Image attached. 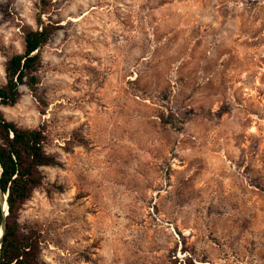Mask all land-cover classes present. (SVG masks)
<instances>
[{
  "label": "rangeland",
  "instance_id": "374dc122",
  "mask_svg": "<svg viewBox=\"0 0 264 264\" xmlns=\"http://www.w3.org/2000/svg\"><path fill=\"white\" fill-rule=\"evenodd\" d=\"M41 23L42 263L264 264V0H0V86Z\"/></svg>",
  "mask_w": 264,
  "mask_h": 264
},
{
  "label": "trees",
  "instance_id": "16d2710c",
  "mask_svg": "<svg viewBox=\"0 0 264 264\" xmlns=\"http://www.w3.org/2000/svg\"><path fill=\"white\" fill-rule=\"evenodd\" d=\"M54 31L53 26L41 23L40 29L26 34L25 52L7 62V82L0 86V188L7 195L8 205L5 217L0 203V232L5 221L0 264H43L40 240L23 231L19 217L33 192L44 182L43 168L56 166L58 161L45 150L48 138L43 126L19 127L6 119L2 108L13 107L19 102L21 86L36 91L40 50Z\"/></svg>",
  "mask_w": 264,
  "mask_h": 264
},
{
  "label": "water",
  "instance_id": "95a60500",
  "mask_svg": "<svg viewBox=\"0 0 264 264\" xmlns=\"http://www.w3.org/2000/svg\"><path fill=\"white\" fill-rule=\"evenodd\" d=\"M0 203L2 205L3 212H4L5 217H6V215H8L7 195H5L2 192L1 188H0ZM4 228H5V221L3 223L2 230L0 232V248H1L2 239H3V235H4Z\"/></svg>",
  "mask_w": 264,
  "mask_h": 264
},
{
  "label": "bare ground",
  "instance_id": "6f19581e",
  "mask_svg": "<svg viewBox=\"0 0 264 264\" xmlns=\"http://www.w3.org/2000/svg\"><path fill=\"white\" fill-rule=\"evenodd\" d=\"M0 175H1V167H0Z\"/></svg>",
  "mask_w": 264,
  "mask_h": 264
}]
</instances>
